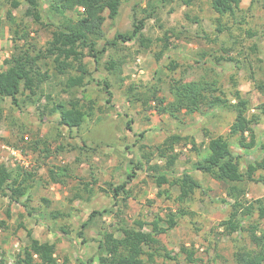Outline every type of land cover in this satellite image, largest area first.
<instances>
[{"label": "rangeland", "instance_id": "1", "mask_svg": "<svg viewBox=\"0 0 264 264\" xmlns=\"http://www.w3.org/2000/svg\"><path fill=\"white\" fill-rule=\"evenodd\" d=\"M12 1L0 0V70L6 68L3 59L11 55L14 45L27 40L35 45L33 54L39 55V67L49 76L35 95L23 85L18 106L9 97L0 99V221L5 222L0 223V264H17L29 241L25 230L17 227L19 222L39 241L54 243L59 260L66 256L68 264H98L101 233L113 231L120 236L122 225L133 226L138 220L145 223L147 232L153 220L163 227L168 222L173 225L156 236L158 255L152 264H236L234 251L253 245L245 235H227L219 226L230 212L228 184L196 169L199 157L191 144L182 141L175 145L178 158L168 170L169 177L188 171L201 188L179 201L176 185L153 182V175L166 171L165 160L154 153L146 161L143 153L154 152L166 137L176 133L191 136L206 154L208 137L221 134L228 139L230 150L241 156L242 169L264 159V150L242 149L236 136L228 135L234 112L203 105L199 111H182L173 118L159 113L151 97L153 88L158 87L157 96H163L165 103L171 101L172 79L214 81L229 102H247L246 115L255 118L257 142H263L264 92L257 85L264 84V0H242L235 19H224L228 29L221 33L216 31L217 14L211 0H191L189 5L184 0H122L118 15L105 19L98 48L116 33L132 30L139 19L144 22L142 35L152 44L143 48L136 38L108 47L99 54L98 62L85 56L90 75L84 86L72 88L64 84L67 74L59 75L51 58L43 59L40 53L54 29L43 24H61L75 13L55 15L50 10L52 0H41V14L26 16V3L20 0L18 7H13ZM17 23L25 27L28 38H15ZM247 30L255 34L249 37ZM160 49L157 61L154 53ZM220 55L224 60L216 59ZM173 63L177 67L169 69ZM69 73L77 74L75 70ZM104 80L110 84V102ZM235 90L240 99L235 98ZM75 99L83 108L92 106V114L80 127L68 128L59 124L58 113L51 109L58 103L69 106ZM56 167L66 169L61 183L48 177L49 169ZM18 172L20 178L27 172L33 178L26 182V194L16 201L9 198L14 182L6 173L13 176ZM130 173L133 176L128 177ZM122 182H126V190L114 199L111 189ZM244 188L247 198H264V172ZM94 210L99 213L89 219ZM54 211L66 216L54 218ZM86 221V241L82 242L78 231ZM256 221V214L242 218L245 225ZM259 223L264 227V219ZM62 227L68 231L66 237L60 232ZM185 249L193 251L194 261L188 260Z\"/></svg>", "mask_w": 264, "mask_h": 264}, {"label": "trees", "instance_id": "2", "mask_svg": "<svg viewBox=\"0 0 264 264\" xmlns=\"http://www.w3.org/2000/svg\"><path fill=\"white\" fill-rule=\"evenodd\" d=\"M26 3L24 14L26 16L33 13L41 14V0H21ZM20 0H13L11 5L18 7ZM242 0H211V7L217 14L216 31L218 33L228 29L224 24V19H235L236 13L241 10L240 4ZM122 0H52L50 10L53 14L61 16L65 12H74V18H69L67 21H60L61 24H54L49 21L44 26H53L50 39L46 41V46L41 50L40 57L43 59L51 58L54 64V70L59 74H67L65 86L67 88L82 87L86 84V78L90 75L88 66L83 62L85 56L91 57L94 62H98L99 54H103L108 47L116 48L120 42L132 41L138 39L139 44L143 48H148L152 41L142 35L144 26L143 19L136 20L133 23V28L130 31L118 32L105 44L98 48L97 42L102 36V25L106 18L114 19L118 13ZM185 4L189 5L191 0H184ZM79 8H83L80 11ZM38 20V19H36ZM24 26L17 23L13 30L15 38H28L27 31ZM251 37L255 33L251 30L245 31ZM166 38V37H165ZM16 40V39H15ZM163 41V38L159 39ZM14 41V40H13ZM24 41L22 45L15 44L13 52L7 58L3 59L6 68L0 70V99L9 97L12 103L19 105V96L23 94V85L28 86L30 95H35L39 85L48 78L47 71H41L38 59L39 55L33 54V43ZM254 51L256 45H252ZM162 54V49L154 53L155 60H159ZM218 61L224 60L220 55L216 58ZM177 66L173 63L168 66L169 69H175ZM70 70H75L77 74H70ZM103 88L107 93V102H110L112 93L109 89L110 84L104 80ZM233 86L235 83L233 81ZM264 92V84L257 85ZM133 89L132 87L129 88ZM158 87L152 90V98L156 101L155 108L159 113H168L173 118H176L178 113L182 112L190 114L199 111L201 106H219L223 109L234 112V118L229 126L228 135L236 136L237 144L242 149H252L259 147L264 150V141L257 142L256 134L253 128L254 117L246 115L247 102H229L224 96L223 91L217 87L214 81L205 79L183 81L181 79H172L170 82V92L173 99L165 103L163 96H157ZM234 96L240 99V93L235 90ZM149 98L143 102H147ZM69 106L65 104H55L51 112L58 113L59 124L68 128H78L85 121V118L92 114V106L82 107L79 104V99L71 101ZM264 111V105L261 106ZM1 118V113H0ZM142 134V133H141ZM142 136V135H141ZM183 141L184 145L191 144L192 150L196 151L199 157L196 160L195 168L209 174L214 179L228 184L227 196L232 200L228 217L219 223L227 235L239 233V236L245 235L248 242L252 243L253 248H239L234 251L233 257L236 264H264V227L260 226L259 221L264 219V198L249 199L246 197L244 185L248 182L257 181V174L264 172V159L256 163H247L242 169L241 156L234 154L230 150L229 141L224 135L209 136L205 143L204 149L206 154H202L197 147L195 140L190 136H182L176 133L170 134L166 139L155 148V151L143 153L146 161L151 160L152 155L156 153L158 157L165 160L166 171H161L153 175V182L161 184L176 185L178 187V200L184 201L196 189L201 188L200 182L193 177L188 171H184L180 176L169 177L168 170L174 165L178 158V153L175 152V145ZM144 147V145H143ZM47 156V155H46ZM140 162L135 164L139 167ZM50 168L48 177L51 182L61 183L65 168L56 167ZM134 173V171H133ZM19 172L16 175L6 173V178L13 180V186L10 187L9 198L18 200L26 194L27 181L32 180L33 174L25 173V176L19 177ZM128 177L133 176L131 173ZM1 177V175H0ZM126 182L112 187V197L116 199L126 189ZM87 188V186H85ZM99 213L92 211L89 219ZM28 214L30 212L28 211ZM256 214L259 221L248 223L245 225L242 218L251 217ZM6 216H10L9 209L6 210ZM54 218L65 217L66 214L61 211L52 213ZM3 225L5 222L0 221ZM87 221L81 225L78 236L82 242H85L83 228L87 226ZM145 223L137 221L133 226L122 225L118 231L120 236H116L113 231H104L98 241L97 258L98 264H152L155 261V256L158 255V248L155 246L158 243L156 236L167 232L172 228V224L168 222L167 227L159 225L158 220H153L149 223L151 230L149 232L143 229ZM26 232L28 243L23 249L17 264H68V257L64 256L59 260L55 255V244L49 241H39L32 235V230L27 228L22 222L17 225ZM260 230V231H259ZM60 232L63 236H67L68 231L62 227ZM148 247L144 250V246ZM186 256L189 261H194L193 251L185 249ZM168 255V252H167Z\"/></svg>", "mask_w": 264, "mask_h": 264}]
</instances>
